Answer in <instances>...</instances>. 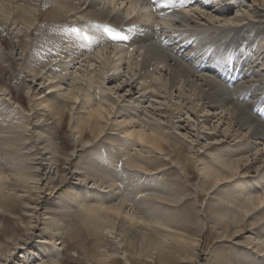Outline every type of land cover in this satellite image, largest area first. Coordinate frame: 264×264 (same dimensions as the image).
I'll use <instances>...</instances> for the list:
<instances>
[{
	"label": "rangeland",
	"instance_id": "rangeland-1",
	"mask_svg": "<svg viewBox=\"0 0 264 264\" xmlns=\"http://www.w3.org/2000/svg\"><path fill=\"white\" fill-rule=\"evenodd\" d=\"M17 1L18 3L14 0H0L1 3L6 4V7L11 12L13 8H16L17 4H22V10L18 8L17 12L11 16L6 13L0 14V110L2 109L1 111H3L0 116V135H3L0 136L2 137L0 139V165L3 164L5 167L4 164H6V167H8L7 172L11 174L18 168L16 162L23 159L26 162L25 165L31 164L33 169L44 170L50 164L47 158L55 154V157L60 156L61 165L70 167L71 173L68 174L66 182L83 184L85 188L86 184H88V187L91 188L92 182L89 179H85V177L86 174H89L88 170H93V163L95 167L108 172L110 176H115V178L117 177L116 179L122 178V180H114V183L120 186L124 193H126V188L130 187L128 193L132 195L126 194L129 196L130 201L134 199L133 195H136L142 187L140 188L139 186L138 189L137 184L136 187L129 181L127 183V180H123L125 176H132L134 181L147 179L148 183L157 179L159 183H167V185L160 187L159 184L162 190L152 191L153 189H151L153 194L145 196L149 197L148 200H151V205L149 206L153 207L152 204H154L157 208L149 211L150 207H145L143 204L142 208L149 207L148 210L143 211V215L149 224L157 225L154 218L159 213L158 211L162 210L160 200L169 205L174 215L182 219L188 215L186 221L193 227L192 229L198 232L202 231L209 237L205 247L203 249L199 247L201 257L198 259L200 260L198 264H204L208 260L215 259L214 255L222 247L226 248L229 253L238 252V257L231 260L232 264H246L247 261H250V264H257L254 263L256 261L263 264L264 251H259L257 243L264 245V221L261 222L263 226L262 234H257L256 231H244L240 237L241 243L237 242V240L232 243H226L219 241L218 237L220 232H223L219 221L221 216L209 209L210 204L216 203L229 206L241 213L243 211L241 206L244 202L264 196V178L262 180L251 178L258 171L262 162H255L252 173H245L244 171L234 177H230L217 184L208 194L200 186L202 180L210 178L207 176L208 174L210 176L211 174L222 175L224 174L223 170H229L227 167L228 161L247 156L255 157L254 161H260L258 155H255L257 152L255 153V149L252 148L262 143V140H250L252 143L248 144L246 142L249 139L235 138V136H231L230 141L223 139L221 134L214 133L215 131L210 129L213 125L219 124L223 126L222 123H219L218 117L211 116L208 119L203 116L205 112L201 111L200 116L195 115L190 101L178 93H174V97H168L165 94L160 97H152V94L140 96V89L143 87V81L139 80L142 73L140 70L131 75L133 78L132 85L129 87L123 86L119 94L114 93L113 88L115 85H121V82L127 78V69L122 70L119 75L120 79L116 81L109 76L110 80H105V84H103L104 78L97 76V80L90 82L83 70L85 71L88 68V71L95 70L99 72L102 66L97 64L99 61L90 62L89 60H83L101 50L114 48L115 44L99 45L95 52L92 54L88 53L78 62L79 65H76V63L72 64L68 61L73 54L68 49L66 40L81 31L91 30L96 33L97 28L92 21L98 22V20H83V18L80 20L79 17L81 15L76 14V17L74 15L60 21L56 18L41 21L39 18L41 9L52 4L54 6L56 3L54 0H43L44 3L40 6L31 7L36 9V20L30 28H27L28 25L25 24V18L21 13L29 12L33 16L30 12V3L25 4L22 0ZM216 1L220 4L216 8H214L216 4L212 3L213 0H207V7L194 5L189 9L197 10L196 13L188 11L196 18L198 14V21L201 22V25L207 26L231 27L237 21H245L248 18L254 19L250 2L247 3L245 0ZM225 3L234 4V7L230 10H219ZM80 13L82 14L83 11ZM151 17L169 29L175 28L169 20L160 19L158 15ZM151 17L149 16L148 19H151ZM11 20L18 23L14 26L10 23ZM74 28L77 30L73 31ZM179 39L182 38L179 37ZM26 41L29 42L28 47L24 43ZM261 41L264 43V31L254 37L252 46L249 49V52L253 53L254 56H257L254 51ZM66 43L67 46L63 47ZM128 44L131 46V42ZM262 50L263 48L259 50L261 54L263 53ZM254 56L253 60L255 59ZM54 59L55 63H53ZM64 61H67V64L71 67L70 74L75 73L74 76L81 78L79 81L83 85L82 88L75 82L76 80H67L66 78L68 77H65V80H62L63 82L58 81L57 75L61 72ZM254 67L258 69L257 73L264 77V62L260 64L256 60ZM34 73L45 78L43 79V84H40L41 81H36L37 78H32ZM44 74L49 75L51 78H46ZM51 82H60L58 89L51 91L53 94H59L60 97L72 102L70 104L72 110L67 113L63 126L58 118L53 117L50 113L48 115L47 107L41 103V100L45 98V92L49 91L45 85ZM30 84L31 87L29 88ZM133 86L138 88V90H133ZM71 90L78 94V98H72L68 95ZM123 93L126 95L121 97ZM130 94L131 96H129ZM108 96L112 97L114 101H118V104H115ZM138 99V102L133 103L134 100ZM177 102L183 103L184 107L182 106L178 110L175 109L174 104ZM133 106L135 107L134 110L128 108ZM219 110V108H212V111L209 112H213L216 115ZM98 111H102L105 115L101 134L94 138V134L91 135L87 129L88 132L85 133L86 135L83 139L88 138L92 142L82 143L79 138L80 134H78L79 128L89 126L90 123L87 122L88 115H91L92 112V114H98ZM131 112L133 113L131 114ZM128 131L134 132L132 137L127 135ZM137 132H144L157 137L163 142L165 148L158 150L148 143L140 142L136 138ZM29 134H34L37 137L36 140L29 139ZM39 134H43L44 142H41V140L39 142ZM124 136L128 139L130 138L128 143ZM215 138L218 140H214ZM129 141L131 142L129 143ZM215 143L218 144L215 145ZM44 145L49 146L50 149L48 151L45 150ZM59 145L61 148L57 149ZM109 148L114 154L112 160L115 163L114 165L110 163L108 168H105L97 164L98 160L96 161L95 155L98 151L109 153ZM172 148L175 150L174 152ZM226 152L227 155H225ZM13 160L15 163H13ZM127 160L131 161L132 168L126 165ZM153 160H156L155 163L151 162ZM67 161L70 164H67ZM186 166L189 167L191 182L187 180L183 170ZM93 173L107 180L103 172L97 173L93 170ZM11 178L18 183L16 187L19 195H26V190L32 191L30 187L40 186L42 195L46 194L43 200L59 201V198L66 197L62 204L69 203L71 210L75 212L82 211L80 208L84 206L82 204L83 197L80 196V193L76 194L77 190L68 187L69 184L66 186L63 184L59 188L54 189L53 193H50L51 190L48 189V184L46 185L47 180L30 179L29 176L15 175V173H13ZM99 184L102 185L104 182H98L93 187L96 186L100 190L108 189L103 187L107 183L102 186ZM236 190L242 191V193L236 192ZM196 192L198 194L202 193L204 196L207 194L205 198L203 197L204 200L203 198L200 200L202 201L201 203L194 198ZM154 195L162 199L155 197L156 202L153 203ZM92 198H95V194L89 191L86 200H91ZM188 203L190 204L186 205ZM129 206L131 205L129 204ZM29 207L34 208L32 204ZM39 210L37 214L34 210L26 209L23 205L18 207V212L7 211L0 207V228L2 227L5 230L3 235L0 233V246L6 250L5 253L0 254V264H99L98 260L105 261L103 264H132L127 259V256L124 255L120 240L117 239L116 234L113 235L112 230H106L109 240L101 241L93 236H81L79 241L73 242L68 237L66 239L65 235H67V231L76 226L74 219L67 215L45 214L44 206L40 207ZM256 210L252 214L253 217H259L260 211L264 212V206ZM191 213H194V215H190ZM28 228H30L29 231ZM259 228L261 229V226ZM70 232L75 233L74 230ZM25 235L29 239L27 244H24L22 240L18 241L21 236L25 237ZM248 240H253V245L249 246ZM18 242L22 243L19 244ZM118 244L120 247H118ZM236 244L238 245L236 246ZM256 252H258V255L261 254V256L252 261V254ZM136 257H134L135 261H133V264H190L188 261H183V258L178 259L175 256L160 259L153 258L152 260L144 259V261L139 255Z\"/></svg>",
	"mask_w": 264,
	"mask_h": 264
},
{
	"label": "bare ground",
	"instance_id": "bare-ground-1",
	"mask_svg": "<svg viewBox=\"0 0 264 264\" xmlns=\"http://www.w3.org/2000/svg\"><path fill=\"white\" fill-rule=\"evenodd\" d=\"M14 1L18 3L17 0ZM22 1L25 2V4L30 3V12L33 16H31L29 12L21 13L25 18V24L28 25L27 28H30L36 20L37 13L36 9L31 7H38L43 4L45 0ZM54 1L56 2L54 6L49 2L52 5H48L41 9L42 11H40L39 15L41 21L49 20L50 18H56L60 21L66 19V17H73L74 15L76 17V14H80V20L82 18L83 20L94 19L98 20V22L92 21V23H101L100 26L107 24L108 26L111 25L116 28L121 27L125 31L122 32L125 33L130 40H133L131 46L126 42H119L115 44L114 48L101 50L96 54L85 58L83 61H99L97 64H101L99 66H102V69L99 70V72L95 70L88 71V68L85 71L83 70V72L87 74L90 82L97 80V76L104 78L103 84H105V80H110L109 76L116 81L120 79L119 75L122 70L127 69L126 73L127 78L129 79L125 78L126 80L124 79L121 82V85H115L113 88L114 93L119 94L122 91L123 86L129 87L132 85L133 78L131 75L136 73L137 70H140L142 73L139 80L143 81V87L140 89V96L152 94V97H160L165 94L168 97H174V93H178L194 105H191V108L195 115L200 116V111L203 113L205 112L203 114L204 117L208 119L211 116L218 117L219 123H222L223 126L226 125L225 128H223L224 130L222 129L223 126H220L219 124L213 125L210 128L215 131L214 133L221 134L223 139H228L227 141H230V137L235 136V138L249 139L248 142H246L248 144L252 143L250 140H262V143H259L255 148H252L255 149V153L257 152L255 155H258L260 161H254L253 159L255 157L253 158L250 156L228 161L227 167L229 170L226 171L221 169L224 174H211V176L208 174L207 176L210 178L202 180L200 186L207 191V194L217 184L230 177H234L244 171L245 173H252V169L256 164L255 162H262L260 167L264 165V120L261 119L260 112L258 111V109H260L264 112V77H261L257 73L258 69L254 67L255 63H252L257 60V62L263 64L264 43L262 41L258 43L255 51L257 55L255 61H252V59L246 56V51L251 45L255 35L264 31V0H245L247 3L250 2V7L254 13V19L248 18V20H245L248 22H245L244 20L237 21L234 23L236 26L234 25L231 27L201 25V22L198 21V14L196 18L190 14L188 11L190 9L183 8V10H177L170 5L168 0H157L156 5L153 7L147 6L149 0ZM212 3L214 5L216 4L214 8L218 7L217 5H220L216 0H213ZM165 4L168 6H165ZM196 4L198 6L207 7L205 3L200 0H196L194 5ZM21 5L22 4H17L16 8H13V11L11 12V10L6 7V4L0 2V14L6 13L8 16H11L13 13L17 12L18 8H21ZM26 7L28 8V6ZM233 7V4L225 3V5L223 4L219 10H230ZM151 10L154 13H158L160 19L163 18L171 21L176 30H170L168 27L158 23V20L156 21L151 17L153 16V14H150V12H152ZM81 11H83L82 14L80 13ZM190 11L196 13L197 10L192 9ZM121 13L123 14L122 16L120 15ZM139 13L141 14L138 15ZM149 16L151 19H148ZM116 17L120 18L117 20ZM10 23L15 26L18 22L11 20ZM181 35L182 37H180ZM179 37L182 39H179ZM66 41L68 42V49L73 54L68 59L72 64L76 63L77 65L78 62L88 53L92 54L95 52L90 51L86 44H82L79 47H75L74 45L73 47L75 41L71 36L67 38ZM24 43L28 47L29 42L26 41ZM66 46L67 43L64 44L63 47ZM261 48H263L262 54L259 52ZM53 63H55V59ZM70 70L71 67L67 64V61H64L61 72L57 75L58 81L65 80V77H68L66 78L67 80H76L75 82L82 88L83 85L79 81L81 78L74 76L75 73L71 75ZM44 75H46V78L48 79L51 78L47 74ZM32 78H37L36 81H41L40 84H43V79H45L35 73ZM59 84L60 82H51L45 85L46 89L49 91L45 92V98L41 100V103L47 107L48 115L50 113L53 117L58 118L63 126V121L67 117V113L72 110L70 107L72 102L66 100V98L64 99L63 97H60L59 94L56 95L51 92L58 89ZM28 87L30 88L31 84ZM133 90H138V88L133 86ZM68 95L72 98H78V94H76L74 90H71ZM125 95L126 94L123 93L121 97ZM129 96H131V94ZM109 99L115 104H118V101H114L112 97H109ZM138 101L139 99L134 100L133 103ZM174 105L177 110L181 109L182 106L184 107L183 103L177 102ZM212 105L213 107H211ZM128 108L135 109L134 106ZM212 108H219L220 110L215 115L213 112H209L212 111ZM1 110L0 116L3 112ZM92 113L87 117V122L90 123V125L79 128L78 134H80L79 138L82 143L92 142V140H89L88 138L83 139L88 130L91 135L94 134V138H97L102 132V123L105 118L104 113L102 111H98V114ZM132 113L133 112H131V114ZM133 133V131H128L127 135L132 137ZM136 134V138H138L140 142L148 143L158 150H163V148H165L163 142L151 134H146L144 132H137ZM28 138L36 140L37 137L34 134H29ZM124 138H126L125 140L128 143L130 138L128 139L126 136H124ZM0 139H2V137H0ZM38 140L39 142L40 140L41 142H44L43 134L38 135ZM130 142L131 141H129V143ZM216 144L218 143H215V145ZM43 147L47 151L50 149L47 145H44ZM60 148L61 146L59 145L57 149ZM110 150L111 148H109V151ZM172 150L173 152L175 151L173 148ZM47 153L49 154V152ZM225 155H227V152ZM113 156L114 154H112L111 151L109 153L98 151L95 155V159L96 161L98 160V165L108 168V164L112 163V165H114L115 163L112 160ZM47 160L50 164L46 166L44 170H36L31 167V164L25 165L26 162L23 159H20L16 162L18 168L11 174L7 172L8 167H6V164H4L5 167L3 164L0 165V207H2V209L18 212V207L23 205L26 209L34 210L35 213L38 214L40 207L42 208L44 206L46 210H44L45 214L70 216L76 222V226L71 229L74 230L75 233H71V230H69L66 232L67 235L65 236L66 239L68 237V239H71L73 242L79 241L81 236H93L101 241L109 240L106 230L110 229L113 231V235L116 234L117 239L120 240V245L124 251L123 253H125L124 255L127 256V259H129L132 264L133 261H135L134 257L137 255H139L143 261L144 259L152 260L153 258L160 259L175 256L178 259L183 258V261H188L190 264L200 263V260H198L201 257L199 247L203 249L208 242L209 237H207L205 233H202V231L198 232L192 229L193 227H191L186 221L188 215H186L184 219L174 215L169 205L162 200H160L162 210L158 211L159 213L155 215L154 218L157 225L149 224L143 215V211L146 209L148 210L149 207V211H153L157 208L154 204H152L153 207L149 206L151 205V200H148L149 197L147 198L145 196L152 195V191L162 190L160 187L167 185V183H159V180L157 179L150 183H148L147 179L144 181H134L132 176H125L123 180H127V183L129 181L133 186L137 184L138 187L137 185L136 187L138 189L139 186L140 188L142 187L136 195H133V200L135 201H130L129 196L132 195L128 193L130 187L128 186L129 188H126V193H124L120 186H117L114 183V180H122V178L119 177V179H116L117 177L110 176L108 172L100 170L98 167H95L93 163V170L97 173L103 172L107 180L103 177L94 175L92 169L88 170L89 174H86L85 179H89L93 185L98 184V182H104V184L107 183L103 186L105 189L108 188L107 190H100L96 188V186L93 187V185L89 188L88 184H86L87 186L85 188V186L83 187V184L66 182L68 174L71 173L70 167H64L61 165L60 156L55 157V154L51 155ZM155 161L156 160H153L151 162L155 163ZM21 162L22 164H20ZM13 163H15V161ZM66 163L70 164L69 161ZM126 165L132 168L130 160H127ZM260 167L251 178H257L259 180L264 178L262 174L264 166L262 168ZM188 169V166L183 168L187 180L191 182L192 178L189 175ZM13 173H15V175L29 176L30 179L36 178L47 180L46 185L48 184V189L51 190L50 193H53L54 189L59 188L63 184L65 186L69 184L68 187L77 190L76 194L80 193V196L83 197L82 204H84V206H82L83 208H80L82 211L79 210L75 212L71 210V206L69 208V203L62 204V201L66 197L59 198V201L51 199L43 200L46 194L42 195L40 186L30 187L32 191L26 190V195H19L16 187L18 186V183L14 182L13 178H11ZM146 184H149L148 187ZM99 185L102 186L101 184ZM151 189L153 190L151 191ZM143 190L145 192H141ZM89 191L94 192L95 198L86 200ZM236 192H239V190H236ZM130 193L132 192L130 191ZM239 193H242V191ZM126 194H129V196ZM206 195L204 196V194H198L196 192L194 198L197 202L201 203L202 201L200 200L203 197L205 198ZM155 197L157 199L161 198L154 195L152 200L153 203L156 202ZM116 200H118V202H116ZM31 204L34 208L29 207ZM129 204L131 206H129ZM143 204L145 207H149L144 209V207L142 208ZM189 204L190 203L186 205ZM261 206H264V196L244 202L241 206L243 210L241 213L229 206L216 203L213 205L210 204L209 209L221 216L219 221L223 232H220V235H218L220 239L219 241L232 243L237 240V242L239 241V243H241L240 237L244 231H256L257 234H262L263 226L261 222L264 221V212L260 211L259 217H253L252 215L257 211L256 209H259ZM190 215H194V213H191ZM259 226H261V229ZM1 228L0 233L3 235L5 230L4 228ZM29 230L30 228H28V231ZM181 231L184 232L183 235V232L181 233ZM20 240H22L24 244H27L29 241L28 236L26 237V235L25 237L21 236L18 241ZM18 243L21 244L22 242ZM253 243V240H248L249 246L251 244L253 245ZM237 245L238 244H236V246ZM118 247H120L119 244ZM257 247L260 249V252L264 251L263 244L258 242ZM5 251V248L0 246V254L5 253ZM237 253L238 252L236 251L229 253L226 248L222 247L214 255L215 259L208 260L204 264H232L231 260L238 257ZM252 255V261L261 256V254L258 255V252L253 253ZM203 261L205 260L203 259ZM98 263L103 264L105 261L98 260ZM254 263L262 264V262L259 263L258 261ZM246 264H250V261H247Z\"/></svg>",
	"mask_w": 264,
	"mask_h": 264
},
{
	"label": "snow or ice",
	"instance_id": "snow-or-ice-1",
	"mask_svg": "<svg viewBox=\"0 0 264 264\" xmlns=\"http://www.w3.org/2000/svg\"><path fill=\"white\" fill-rule=\"evenodd\" d=\"M157 0H149L148 2V7H153L156 5ZM169 3H172V0H169ZM181 3H183V0H181ZM165 6H168L167 4H165ZM121 16L123 15L122 13L120 14ZM120 17H116V19L118 20ZM77 29H73V31H76ZM107 31L109 32V34L111 35V38L113 40H126L127 36L121 35L120 32L115 31L114 29H107Z\"/></svg>",
	"mask_w": 264,
	"mask_h": 264
}]
</instances>
